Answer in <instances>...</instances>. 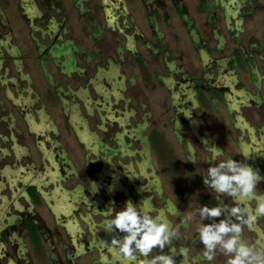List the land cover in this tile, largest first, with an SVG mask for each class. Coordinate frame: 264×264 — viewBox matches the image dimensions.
I'll list each match as a JSON object with an SVG mask.
<instances>
[{
	"label": "rangeland",
	"instance_id": "374dc122",
	"mask_svg": "<svg viewBox=\"0 0 264 264\" xmlns=\"http://www.w3.org/2000/svg\"><path fill=\"white\" fill-rule=\"evenodd\" d=\"M213 148L258 171L254 209L264 0H0V264H138L104 228L129 201L177 264H226L197 232L201 205L236 203L204 184ZM242 237L264 246V216Z\"/></svg>",
	"mask_w": 264,
	"mask_h": 264
},
{
	"label": "clouds",
	"instance_id": "9594fccd",
	"mask_svg": "<svg viewBox=\"0 0 264 264\" xmlns=\"http://www.w3.org/2000/svg\"><path fill=\"white\" fill-rule=\"evenodd\" d=\"M205 159L218 160V163L207 168L203 175L204 184L217 193L234 197L236 203L233 206L201 205L196 210L199 217L197 232L204 258L211 262L219 252L227 257L226 264H264V246L250 243L242 237L245 225L251 227L258 217L264 216V196H256L254 209L240 206V202L255 195L261 179L258 171L242 161L224 156L215 148ZM195 214H189L187 221L192 220ZM220 217L223 218L215 219ZM205 220L210 222L204 223ZM104 228L109 232L123 233L120 238L113 236L111 240L117 255L133 261L143 257L138 264H177L173 255L162 251L177 235L176 231L159 216L141 211L131 201L107 219ZM155 248L161 251L150 256Z\"/></svg>",
	"mask_w": 264,
	"mask_h": 264
},
{
	"label": "flooded vegetation",
	"instance_id": "af4514ba",
	"mask_svg": "<svg viewBox=\"0 0 264 264\" xmlns=\"http://www.w3.org/2000/svg\"><path fill=\"white\" fill-rule=\"evenodd\" d=\"M116 6H114V8H115ZM106 10V13H109V10H108V8H106L105 9ZM229 68V66L227 65V64H225L224 62L222 63V65H218V70H219V73H218V77L216 78V81L217 82H222L223 83V81L224 80H226L227 79V75H228V72H230V70L228 69ZM222 77H221V76ZM225 84V83H224ZM230 91H232V90H230ZM232 95H233V91H232ZM62 196H63V198L64 197H66L67 195L66 194H62ZM62 200V199H61ZM64 201V200H63Z\"/></svg>",
	"mask_w": 264,
	"mask_h": 264
},
{
	"label": "trees",
	"instance_id": "16d2710c",
	"mask_svg": "<svg viewBox=\"0 0 264 264\" xmlns=\"http://www.w3.org/2000/svg\"><path fill=\"white\" fill-rule=\"evenodd\" d=\"M28 230H29L31 237L37 238L36 230L33 224L31 223L28 224Z\"/></svg>",
	"mask_w": 264,
	"mask_h": 264
},
{
	"label": "bare ground",
	"instance_id": "6f19581e",
	"mask_svg": "<svg viewBox=\"0 0 264 264\" xmlns=\"http://www.w3.org/2000/svg\"><path fill=\"white\" fill-rule=\"evenodd\" d=\"M61 216V215H60Z\"/></svg>",
	"mask_w": 264,
	"mask_h": 264
}]
</instances>
